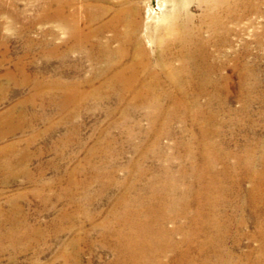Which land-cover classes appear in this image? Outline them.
<instances>
[{
    "label": "bare ground",
    "instance_id": "obj_1",
    "mask_svg": "<svg viewBox=\"0 0 264 264\" xmlns=\"http://www.w3.org/2000/svg\"><path fill=\"white\" fill-rule=\"evenodd\" d=\"M179 1L189 2V0H171V2L173 3H177ZM197 1L200 3L199 5L202 6V14L198 19V23L194 22V16L188 13L186 9L180 10L177 8L167 14L165 18V22L168 23L167 26L156 27L154 32L155 37L153 40V44L155 45L157 51L156 54L148 52L149 50L147 51V49L143 47V43L140 42L141 40L138 39L137 35L139 31L140 22L139 13L135 6H128L130 8H126L125 10L123 9V11L115 12V15H113L114 17L111 21L100 26H98V24L101 22L103 14H101L99 9L96 8L94 10L93 18H91L92 22H90L93 26L96 27L91 32V35L89 34V37H85L84 34H82L83 31L81 32L79 29L76 28V20L73 13H67L70 12L73 7L72 0H51L48 3L49 5L47 7L45 6L44 11L46 13L43 12L44 15L42 16L41 21L46 22L47 20L49 22V20H55L64 24L71 38L77 39L78 45H80V49L83 47V43L88 39H92V41H95V44L93 45L100 46V37L103 35L104 31L108 29L113 33V39L120 40V46L115 51L111 49V46L108 45L109 43H106L104 46L101 47L104 51L102 56L107 61H105L107 63V67L104 72L116 73L115 75L113 74V77L110 76L111 78H109L108 80L102 81L100 89H103L105 87L108 88L111 94L109 98L113 97L112 94H117V100L119 104L121 106L124 105L123 107L125 108V111L123 112L124 124L129 123V120L130 118H132V115L136 114V112H139L141 110L147 111V113L149 114V120L152 124V131L148 133H144L138 123L133 124L131 128L126 127L124 132L127 139L124 144L122 143L123 149L121 151H117L113 147V144H117L114 138H111V141L110 139H107L108 142L106 143H104L105 141L99 142V148L95 150L92 149L93 151H91V153L87 157L88 161L86 162L91 164V162H93L92 160L96 156L101 155L103 158L101 159L103 160L102 164H100L101 166H90V169L89 167L88 169H84V167L82 166L84 170H78V174L83 173L82 175L87 172V174H89V179L86 177L88 180L85 179V181H74V179L72 178V190L78 192L79 190L83 189L85 190L84 194L86 193L83 198H80L79 196H74V200H72L71 198L72 205L74 206V208H76L77 212L81 213L84 216L85 221L81 222L82 225H85V223H93L95 219H99L98 217L102 216L101 213H94L90 207L93 206V204L96 205L97 203L105 200L107 198V195L111 191L118 190L119 194L115 199V202L113 203V207H111L112 209L109 211L108 214L103 217L104 220H101V224L95 226V230L99 231L100 241L98 240L99 242H97V240L95 239L99 245L96 242L90 241V239H84L85 242H90L88 244V250L90 254H93L95 249L97 250V248H95L96 246L100 247L101 250H111L115 255V260H112L113 262L109 264H229L230 262L235 263L236 257L233 258L230 255L232 253H230L229 251H227L226 253L225 250L228 238L231 235V229L233 225L236 228H239L238 231L240 230L238 236L234 238L236 239L235 241L238 246L240 245V243H242L241 241L244 238H249L253 240V242L255 241V239H258L260 241L261 250L258 249L260 250V256L259 258L258 256H256L258 258L256 264H264V141L258 139V142L254 140L256 142L254 143L250 137L251 131L254 127L252 128V130L248 129V127L246 128L247 136H245V144L243 143V146L239 145L240 147H236L235 149L231 148L230 146L232 144L230 146H228L230 143L227 144L229 141L227 143L224 142V140L226 141V137H224L225 139H223L225 131H223V127L226 122L224 123L221 117V120H219L217 114L213 111L214 106L216 104H218L219 109L222 110L227 107V105H229L231 95L230 93L232 91V77H229L224 74V70L228 69V61L233 62V72H236L238 74V93L241 96L250 98L252 97V94L254 95V92L260 87V82L257 78L255 70L257 68L255 66L246 65L241 67L240 65L241 63H244V56L241 55L244 53L239 54L240 52L237 53L235 51L231 55L224 54L225 48L233 47L230 43L231 35L233 33H236V30L234 29V27L232 28L231 25L238 26L240 22L243 21L244 17L248 16V14H258L260 10L259 7L254 3V1L256 0ZM258 3L260 4V1ZM107 11L108 10H106V12ZM6 24L9 25L8 27L12 32V23L9 22ZM121 27L124 28L120 30ZM62 29H64V27ZM1 33L0 97L5 95L7 96V94L12 90H23L26 88H31L33 94L25 101H22L20 106H26L27 104L34 105L35 102L38 99L44 97L46 93H51L53 94V97H55L54 95H62L64 102L62 103L64 105L60 106L68 107L71 105L80 106L84 102L88 101L89 98L96 95L99 96L101 90H98L96 88V90L92 93L88 92L89 94L82 92L83 87L89 86L92 83L96 82L94 80L95 78L80 83H66L61 81V79L45 80L46 78H42V71L37 72V74H31L29 72L28 66L30 65H27L29 63L28 61V63H26V61L19 59V61L12 64V61L9 57V43H12V38H10V36H4ZM47 34L50 35L49 33ZM67 38L69 39V37ZM44 42L45 41H43V45ZM48 44L50 45V43ZM259 47H264V42H262L261 40L259 43ZM28 52L29 51L27 50V53ZM47 53V56L50 58L51 56L60 57L59 50L56 47L51 48L50 52ZM127 58H131L129 59V62H127ZM117 67H120V69L118 71H115V68ZM222 72L223 74H220L221 76H217L218 73ZM97 79L100 80V78L98 77ZM109 92L107 91V93ZM205 96H209V98H207V105L202 104L200 102V99ZM99 100L103 101L101 99ZM36 103L38 104V101ZM19 108L20 107L15 106L9 111L6 110V113L4 111L5 114L2 113V115L0 116V128H2L7 123L13 124V126H16L15 128H20L21 124L25 123L28 120L26 115L27 112L23 110L20 111V117L17 116L19 117L17 124L14 122V117L16 116V114H18ZM183 111L186 117H183L181 115ZM176 115H179L180 117H177ZM43 119H45V117ZM178 119L179 122H181L183 125H186L187 121L192 122L191 124H189L191 127V131L186 128L190 132V138L188 139V137L186 136V139H188L187 141H178L172 147L165 148L161 145L160 141L165 136H172L171 126L173 122ZM117 127L120 126L117 125ZM234 127L236 126L234 125ZM8 129L10 130V128ZM11 133H13V131H10L6 134L1 133L0 142H4L7 137L10 136ZM233 134L234 133H232V135ZM36 136V138H38V135ZM105 136L106 138H109L111 135ZM251 136H253V133ZM232 138L233 137H231V139ZM33 141H35V139ZM13 145L15 146V144ZM125 147H129L132 150L134 158L129 161L128 164L126 163L127 165L125 167H123L120 165V160L125 156ZM11 149L13 148L11 146L9 147L7 144L5 148L0 150V155L8 153V150L11 151ZM23 149L25 150V148ZM13 158L11 157V159ZM29 158H27L26 160L29 161ZM101 160L99 162H101ZM149 160H158L161 163L154 169L151 168L156 172L154 173V177L151 178L149 177L151 173L149 172L146 166ZM15 161L16 160H14V162ZM23 162H21L20 164H24ZM2 167L4 169H8L9 165H7L6 163V165L4 164V166ZM19 171L21 170L19 169ZM44 172L46 171L44 170ZM32 180H30V182ZM10 181L11 180H9V182ZM93 185H96V187L98 186V189L95 192H91V187ZM95 189L96 188H94V190ZM70 192L72 193V191ZM63 195L65 196V194ZM60 197L58 199H60ZM17 201L19 202V200ZM86 205L88 206L86 207ZM51 206L53 205L51 204ZM7 213H5V215ZM21 213L23 214V212ZM245 214L248 215L249 220L246 218ZM254 218L259 220L257 223L259 224V231L257 236L249 235L247 233L249 231L246 229L249 221H252V219ZM69 219H71L70 215H68L67 213H62L60 217V220L62 222L67 221ZM71 220L74 223L72 225L73 229L75 227L77 228V223L75 225L73 217ZM54 224H57V222ZM20 226H22V223ZM58 226L60 227V225ZM33 229L34 228H32V230ZM246 230L247 232H245ZM20 231L22 233L18 235ZM69 232H73V230L70 229ZM35 234V230L31 231V229L29 230L25 227H23L22 229L20 227H16L15 229L11 230V232H6V234L0 235V244L4 243L3 241L5 240H9L14 246L19 245L21 244V242L27 240L28 247V244H32L33 241H35ZM55 234L57 236L58 233ZM94 234L96 233L94 232ZM233 235L235 236V234ZM87 238L89 237H86V239ZM84 240L82 238H74L72 241L68 242L70 244H67L68 246L64 248V253L66 254L68 252V248H78ZM231 242H233V240ZM25 246L26 245H24V247ZM1 247L2 245L0 246V252L4 248L3 247L1 249ZM29 250L30 249L26 251ZM238 251L240 252V250ZM76 253L77 252H75V254ZM243 253H245V251H243ZM71 256L69 254L68 258L67 254L66 257L68 258V261L69 259H71ZM252 256L253 255L248 254L246 258L249 260L250 258H252ZM38 257L40 258L39 255ZM62 257L64 256L62 255ZM38 261L41 260L39 259ZM81 261L79 263H81ZM236 263L239 264L240 259H237Z\"/></svg>",
    "mask_w": 264,
    "mask_h": 264
},
{
    "label": "rangeland",
    "instance_id": "obj_2",
    "mask_svg": "<svg viewBox=\"0 0 264 264\" xmlns=\"http://www.w3.org/2000/svg\"><path fill=\"white\" fill-rule=\"evenodd\" d=\"M50 1L51 0H0V24H1L0 25V33L2 32L1 33L2 35L8 36V37L10 36V38H12L11 39L12 43H9V54H10L9 57H10V60L12 61V64L19 61V59L26 61V63L31 62L30 64L29 63L27 64V65H30V66H28L29 72L31 74H37V72L42 71L43 72V73L41 72L42 78L43 79L46 78L45 80H50V79L51 80L52 79L53 80H59V79H61V81L66 82V83H69V82L70 83H80V82H84V81H87L89 79L95 78L94 80L96 82L92 83L89 86L83 87L82 92L83 93H88V92L92 93L96 89L101 90V91H100L99 96L96 95V96L89 98L88 101L84 102L80 106L71 105L68 107L60 106V105H64L62 95H59V96L54 95L55 97H53V94H51V93H46L44 97L38 99L37 100L38 104L36 103L37 102L36 101L34 105H28L27 104L26 106L25 105L20 106L22 101H25L27 98H29L33 94V91L31 88H26L23 90H18V89L12 90L7 94V96L5 95V96L0 97V105H2V106H0V113H1L0 116L2 115V113L5 114L11 108L18 106V107H20L19 111H18L19 115L16 114V116L14 117V120H15L14 122L17 124L19 117H20V113H21L20 111H23V110H25V112H27L26 115H27V119H28L26 121L27 123L25 122V123L21 124L20 128H18V127L15 128L16 126H13V124H8V123L5 124L2 128H0V135H1V133L6 134L10 131H13V133H11L10 136H8L4 142H2V141L0 142V148L1 149L5 148V146H7V144L9 147L11 146L13 148V149H11V151L8 150V153L0 155L1 156V158H0V213H1L0 214V217H1L0 222L2 219V222H1L2 225L0 224V232H1L0 235H4V234H6V232L9 233V232H11V230L15 229L16 227H20L21 229L23 227H25V228H28L29 230L31 229V231L35 230L36 234L38 232H40L37 234V236H36V234L34 235L35 241H33L32 244H28V247H27V243H28L27 240L21 242V244H19V245H14L15 247L13 246V244L9 240L3 241L4 243L0 244V246L2 245L1 249L4 247L2 249V251L0 252V264H35V263L39 264V262H40V264L41 263L42 264H52V263L53 264H62V263L63 264H71V263L72 264H109L115 260L114 253L108 249H106V250L102 249L101 250L100 247L96 246L95 248H97L98 251L94 248L95 249L94 253L90 254L89 250H88V244L90 242L89 243L87 241L85 242V240L90 239V241H92V242H96V240H97V242L100 241L99 231L95 230V226L101 224V222H102L101 220H104L103 217L106 214H108L109 211L112 209L111 207H113V203L115 202V199L117 198V196L119 194L118 190L117 191L116 190L111 191L107 195V198L105 200L97 203L96 205L93 204V206H91V207L89 206L94 213H101L102 218L98 217L99 219H95L93 221V223L92 222L91 223H85V225H82L81 222L85 221L84 216L81 213L77 212V209L74 208V206L72 205V200H74V196L75 197L79 196L80 198H83L86 193L84 194L85 190H83V189L79 190L78 192L75 190H72L73 179H74V181L75 180H78V181L84 180L85 181V179H87V178L89 179V176H88L89 174H87V172H85L86 174L84 173V175H82L83 173L78 174V170L83 169V167H84V169H88V167L90 169V166H99L100 164H102L103 160H101V159H103V158L101 155L96 156L92 160L93 161V162H91L92 165L86 162V161H88L87 157L89 156L91 151L99 148V142L105 141L104 143H106V142H108L109 139L111 141V138L112 139L114 138L118 145L113 144L114 145L113 147L117 151H121L123 149V144L127 139L125 132H124L126 127L131 128L133 126V124L138 123L140 125V127L142 128V131L144 133L145 132L148 133V132L152 131L151 130L152 124L149 120V114L147 113L146 110H141L139 112H136V114L132 115V118H130L129 123L124 124L123 112L125 111V108L123 107L124 105L121 106L119 104V102L117 100V94L116 93L112 94L113 97L109 98V96L111 95L109 92L110 90L106 87L103 89H100L101 88L100 87L101 82L104 80H108L109 78L113 77L116 73V72H104V70L107 67V63H106L107 61L102 56L104 51H103V48H101V47L104 46L106 43L107 44L109 43L108 45L111 46V49L113 51H115L120 46V40L113 39V33L108 29V30H105L103 35L100 37L101 38L99 41L100 46L93 45V44H95V41H92V39H88L89 41L86 40L83 43V47L80 49V47H79L80 45H78L77 39L74 38L75 39V41H74V39L71 38V36L69 35L64 24H62L58 21H55V20H49V22L46 20V22L43 21L44 23L41 21L42 16L44 15V13H46L44 11L45 6L47 7L49 5L48 3ZM259 1H260V4L258 3ZM262 1H264V0L254 1L255 5H257L259 7V10H260V12L258 14H256V13L251 14V15L248 14V16L244 17L243 21L240 22V24H239L240 26L239 25L238 26L231 25L232 28L234 27V29L236 30V33H233L231 35L230 43L233 47H228V48L224 49L225 50L224 54H228V55L229 54L231 55L235 51L237 53L240 52L239 54L244 53L245 55L241 54L242 56H244L243 57L244 63L240 64L241 67H243L245 65L246 66H255L257 68V69H255L256 74H257V78L259 79V82H260V85H259L260 87L254 92V95L252 94V97L249 98V97L241 96L238 93V87H239V84H238L239 79L237 76L238 74L236 72L235 73L233 72V66H234L232 64L233 62L232 61L227 62V68L228 69L224 70V74H226L229 77H232V85H231L232 91L230 93L231 95H230L229 105H227V107L224 108L226 110L225 111L224 109L223 110L219 109V105L216 104L214 106L213 111L217 114L219 120H221V118H222V121H224V123L226 122L224 124V127H223V131L225 130L223 139H225L224 137H226V141L224 140V142L227 143L229 141L227 143V144L230 143L228 146H230L232 144L230 147L234 148V149L236 147H240V146H243L245 144V140H246L245 136H247L246 128H248V127H249L248 129H250V130H252V128L254 127L253 130L251 131V135L253 133V136L250 135V137L254 143L258 142V139L264 141V47H259L260 40L262 42H264V36H263L264 35V2H262ZM72 2H73V5H72L73 7L70 10V12H67V13L68 14L73 13L75 20H76L75 21L76 28L79 29L81 32L83 31L84 33L82 32V34H84L85 37H89L91 35V32L96 27L90 23V22H92L91 18H93L94 10L96 8L99 9L101 14H103V18H102L101 22L98 24V26H100V25L106 24L109 21H111L114 17L113 15H115L114 14L115 12L123 11V9L125 10L126 8H130L128 6H131V7L135 6L138 10V13H139V22H140L139 31H138V35H137L138 39L141 40L140 41L141 43H143L142 44L143 47L145 49H147V51L149 50L148 52H151L153 54L157 53L156 47L153 44V40L155 37L154 36L155 29H156V27L167 26L168 23L165 22V18L167 16V14H169L170 12H172L174 9H177V8L180 10L186 9L188 13H190L192 16H194V18H195L194 22H196V23H198V19L200 18L201 14H202V11H201L202 6L199 5L200 3L197 0H189V2L179 1L177 3H173V2H171V0H72ZM106 10L110 11V12L107 11L109 14L106 12ZM7 16H8V18H7ZM14 17H15V19H14ZM9 22H11L13 25L12 26L13 27L12 32L8 27L9 25L6 24ZM62 26L64 27V29H62L63 28ZM123 28L121 27L120 30H122ZM15 30H16V32H15ZM23 32H24V34H23ZM21 33L23 34L24 37L22 36ZM47 33H49L50 35H48ZM43 36H45V37H43ZM67 37H69V39ZM0 38H1V35H0ZM258 39H260V40H258ZM43 41H45L44 45H43ZM28 42H29V44H28ZM89 42H90V44H89ZM100 42H102L103 44ZM48 43H50V45ZM27 44H28V46H27ZM29 45H32V46H29ZM90 45L91 46L93 45V46L91 47ZM27 47H28V49H27ZM55 47L58 48L60 57H58V56L57 57L51 56V58L48 57L47 52H50L51 48H55ZM27 50L29 51L28 53H27ZM66 52H67V54H66ZM92 52H93V54H92ZM248 54H250L252 56H250ZM62 55H64V56H62ZM100 59H102V60H100ZM129 59H131V58H127V62L130 61ZM104 62H105V64H104ZM35 65H38V66H35ZM229 66H230V68H229ZM119 69H120V67H117V68H115V71H118ZM94 72H95V74H94ZM96 73H98V74H96ZM220 74L222 75L223 72L218 73L217 76L218 75L221 76ZM97 77L100 78V80L97 79ZM86 90H87V92H86ZM104 90L105 91L107 90L109 93H107V91L105 92ZM101 95H103L104 97ZM3 97H5V98H3ZM240 97H242V98H240ZM58 98H60V99H58ZM207 98H209V96H207V97L205 96V97L201 98L200 102L202 104L207 105ZM259 98H261V99H259ZM99 99H101L103 101H100ZM92 101H94V102H92ZM97 101H98V103H97ZM1 102L4 104H2ZM57 104H59V105H57ZM4 111H5V113H4ZM220 113H221V115H220ZM181 115L183 117H186V115H184V111ZM17 116H19V117H17ZM28 116H29V118H28ZM32 116L35 119H33ZM176 116L178 117L179 115H176ZM44 117H45V119H43ZM238 120H239V122H238ZM234 121H237V122H234ZM191 123L192 122L187 121L186 125H183L181 122H179V119L176 120L175 122H173V124L171 126L172 127L171 133H172L173 137L169 136V135L163 137L160 141L161 145L165 148H170L178 141H182V140L187 141L190 138L189 137L190 136L189 130L191 131V127L189 124H191ZM233 124L236 127H234ZM117 125L120 127H117ZM244 127H245V130H244ZM8 128H10V130ZM23 128H24V130H23ZM186 128H188L189 130ZM185 130H187V131H185ZM40 131H42V132H40ZM240 131H242V132H240ZM49 132H50V134H49ZM186 132L188 135L186 134ZM232 133H234V134L232 135ZM104 134L105 135H111V136L109 138H106V136ZM32 135H34V136H32ZM36 135H38V138H36L37 137ZM101 136L103 137V139ZM186 136L188 137V139H186L187 138ZM234 136H236V137H234ZM29 137H31V138H29ZM231 137H233V138L231 139ZM34 139H35L36 143H35V141H33ZM33 142L35 143V145ZM64 142H65V144H64ZM135 142H137V141H135ZM16 143H17V145H16ZM13 144H15V146ZM19 146H20V148H19ZM22 147L25 148V150L27 152ZM230 147H229V149H230ZM125 149H126V153H125V156L123 157L124 159L122 158L120 160V165L123 167H125L128 164V162L134 158V154L132 153V150L129 147H127V148L125 147ZM28 153H30V154L33 153V154L30 155ZM38 154H40V155H38ZM19 155H21V156H19ZM28 155L30 158L28 157ZM8 156H10V157H8ZM11 157L12 158L14 157V158L11 159ZM27 158H29L30 162L28 160H26ZM5 159H6V161H5ZM18 159H19V161H18ZM14 160H16L15 162H17V163H15ZM100 160H101V162H99ZM23 161H25V162H23ZM26 161H27V163H26ZM21 162H23L24 164H20ZM6 163H7V165H9L8 169H4L2 167V166H4V164L6 165ZM78 163H80V164H78ZM160 164L161 163L158 160H149L147 162V165H146L147 169L151 173L149 175L150 178L154 177V173H156L155 170H153V169L155 167L159 166ZM26 166H28V167H26ZM151 168H153V169H151ZM19 169L21 171H19ZM7 170H9V171H7ZM44 170L46 172H44ZM29 171H30V173H29ZM18 172L21 173L22 175L19 174ZM7 175H9V176H7ZM77 175H78V178H77ZM18 176H20V177H18ZM70 179H72V180H70ZM9 180H11L12 182L10 181L11 182L10 183ZM30 180H32V181L30 182ZM49 181H51V182H49ZM54 183H55V185H54ZM94 188H96V189L94 190ZM97 189H98V186L96 187V185H93L91 187V192H95ZM70 191H72V193ZM69 192H70V194H69ZM75 192H77V193H75ZM80 192H82V193H80ZM43 193H45V194H43ZM63 194H65V196ZM81 194H83V195H81ZM17 196H19V197H17ZM13 197H14V199H13ZM22 197H23V199H22ZM59 197H60V199H58ZM64 197H66V198H64ZM71 198H72V200H71ZM47 199H48V201H47ZM17 200H19V202ZM42 200H45V201H42ZM57 200H58V202H57ZM15 204H17V205H15ZM51 204L53 206H51ZM87 206L88 205H86V207ZM69 210H70V212H69ZM9 211H10V213H9ZM41 211H43V212H41ZM21 212H23V214ZM5 213H7V214L5 215ZM62 213H67L68 215H70L71 219L73 217L75 225L77 223V225H76L77 228L75 227L73 229L72 225L74 223L71 219L62 222L60 220ZM19 214H21V215H19ZM25 214H26V216H25ZM4 215H5V217H4ZM245 216L249 220L248 215L245 214ZM16 217H17V219H16ZM6 219H8V220H6ZM13 219H14V221H13ZM5 220H6V222H5ZM16 221H17V223H16ZM258 221L259 220L255 219V218L252 219V221L250 220L248 225H247V228H246L250 233L247 232V230L245 232H247L251 236L252 235L257 236L258 231H259V226H258L259 224H257ZM7 222H9V223H7ZM56 222H57V224H54ZM21 223H22L23 227L20 226ZM52 223H53V225H52ZM58 225H60V227ZM3 226L5 229L3 228ZM6 226H8V227H6ZM32 228H34V229L32 230ZM43 229H44V231H43ZM64 229H65V231H64ZM70 229L73 230V232H69ZM87 229H89L90 231ZM238 229L239 228H236L234 225L232 226L231 235L228 238L227 245L225 248L226 253H227V251H229L230 253L234 254V255H232L229 253L233 258L236 257L235 263L230 262L229 264H237L236 263L237 259H240L239 264H256V261L258 260V258L260 256L259 255L260 250H261L260 241L258 239H255L256 242L255 241L253 242V240H251L249 238H244L241 241L242 243H240V245L238 246L236 241H235L236 239H234L240 233V230L238 231ZM54 231H56V232H54ZM232 231H233V233H232ZM49 232H50V234H49ZM94 232L96 234H94ZM245 232H242V233H245ZM21 233L22 232L20 231L18 233V235ZM55 233H58L57 236ZM236 233H237V235H236ZM233 234H235V236ZM74 236H76L77 238H82L83 240L85 239V240L76 249L68 248V250H67L68 252L66 251L67 253L65 254L64 248H66L70 244L68 242H70L74 238H76ZM96 236H97V238H96ZM86 237H89V238L86 239ZM43 239H45V240H43ZM246 239H248V240H246ZM38 240L40 241V243ZM42 240H43V242H42ZM232 240H233V242H231ZM249 241L250 242L252 241V242L250 243ZM44 242L45 243L48 242V243L45 244ZM6 244H8V245H6ZM23 244L26 245L25 246L26 248L24 247ZM21 246L24 248H22ZM39 246H41V247H39ZM5 247H7V248H5ZM16 247H17V249H16ZM236 247H238V248H236ZM247 247H248V249H247ZM5 249H6V251H5ZM28 249H30V250L26 251ZM258 249H260V250H258ZM238 250H240V252ZM74 251L77 252L76 253L77 255L75 254ZM235 251L237 252V254ZM243 251H245V253H243ZM35 252H36V254H35ZM110 252L112 255L110 254ZM71 253H73V254H71ZM67 254H68V258H69V254H70V256L73 255L74 257L71 256V259H69V261H68V258L66 257ZM240 254H242V255H240ZM248 254H251L253 256L255 255V256H254V258L252 256V258H250L248 260L246 258V256ZM38 255L40 256V258L38 257ZM62 255L65 257V259H64V257H62ZM58 256H60V257H58ZM256 256H258V258ZM36 258H37V260H36ZM39 259L41 261H38ZM76 259H79V260H76ZM80 261H81V263H79ZM251 261H253L254 263Z\"/></svg>",
    "mask_w": 264,
    "mask_h": 264
}]
</instances>
